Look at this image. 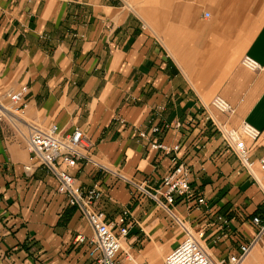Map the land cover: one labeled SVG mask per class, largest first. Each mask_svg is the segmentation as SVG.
<instances>
[{
	"label": "crops",
	"instance_id": "0c3cea01",
	"mask_svg": "<svg viewBox=\"0 0 264 264\" xmlns=\"http://www.w3.org/2000/svg\"><path fill=\"white\" fill-rule=\"evenodd\" d=\"M247 55L263 68L245 67ZM23 85L26 122L80 126L92 142L95 162L73 173L104 191L97 208L108 220L131 209L136 223L124 244L168 232L170 219L158 212L167 210L119 176L162 187L172 155L135 134L152 123L172 125L154 138L181 146L206 199L199 208L178 199L174 210L204 232L212 255L227 261L254 240L253 218L264 220V0H0V92ZM217 96L235 112L212 107ZM243 122L262 132L248 141L253 174L218 129ZM27 136L25 122L0 130V264H93L89 245L76 242L93 236L88 219L59 193L54 174L26 170ZM151 251L145 261L157 259ZM242 264H264V233Z\"/></svg>",
	"mask_w": 264,
	"mask_h": 264
},
{
	"label": "built area",
	"instance_id": "2783aa9c",
	"mask_svg": "<svg viewBox=\"0 0 264 264\" xmlns=\"http://www.w3.org/2000/svg\"><path fill=\"white\" fill-rule=\"evenodd\" d=\"M242 64L253 71H259L263 68L256 59L248 55L242 59ZM29 92L28 85H23L17 90L0 92V130L4 129L7 121L13 125L18 122L27 124V149L30 153V164L26 166V170L31 171L35 165H38L54 174L59 183V193L66 196L68 204L77 207L88 219L93 229V236L87 237L84 234H79L76 237V242L89 245V256L93 264H141L137 262L131 251L124 249L123 240L128 237L136 223L131 209L123 208L116 220H108L106 213L97 208V204L104 197V191L98 185L86 187L80 184L73 173V169L79 167L80 163L95 162L92 142L80 126L68 130L56 123L43 126L38 123L26 122L25 114L29 106ZM211 106L224 113L235 112L233 105L220 96L213 99ZM117 120L121 123L126 122L122 118ZM181 125L178 122L175 127H181ZM171 127L172 125L169 123H152L150 131L135 127V134L140 140L148 141L151 149L172 155L174 165L163 177L161 188L154 191L148 190L143 184L124 175L119 176L133 188L148 194L160 206L175 216L173 208L178 199L187 202L196 201L198 208L206 205V199L200 197L198 190L192 184V169L181 160L179 155L181 146L179 144L171 146L154 138ZM218 129L226 146L253 174L256 162L252 159L253 149L248 141L258 142L262 135L260 129L248 122H243L238 128H227L220 125ZM257 164L264 171V153L258 157ZM100 166L104 168L102 165ZM218 220L223 227H229L228 218L219 216ZM253 223L258 228L254 240L241 245L239 252L231 255L227 261H216L210 256L201 242L204 232L195 235L188 231L186 237L165 257L162 264H242L254 244L264 233V220L260 216H255Z\"/></svg>",
	"mask_w": 264,
	"mask_h": 264
},
{
	"label": "rangeland",
	"instance_id": "374dc122",
	"mask_svg": "<svg viewBox=\"0 0 264 264\" xmlns=\"http://www.w3.org/2000/svg\"><path fill=\"white\" fill-rule=\"evenodd\" d=\"M160 214L167 215L166 217H169V223L166 224V230L168 232H165V234H161L158 236L159 239H156L157 235L154 236V240L151 242V239H148L146 241L140 240L139 238L130 239L126 244H124L125 248L130 250L135 258L139 261L141 264H162L165 257L173 250L175 249L179 243L186 237L188 231L192 232L195 235H199L200 231L198 232V229L193 227L191 223L188 221L187 218H185L183 215H180L176 210L173 208V212L175 216H173L170 212L159 210ZM140 231H138L139 233ZM205 238H202V244L203 246L208 250L205 243ZM151 242V243H150ZM207 242V241H206ZM152 250V251H151ZM157 253V259L155 261H145V258L147 259L150 255L149 252ZM211 257H213L216 261H218L208 250ZM159 253V254H158Z\"/></svg>",
	"mask_w": 264,
	"mask_h": 264
}]
</instances>
